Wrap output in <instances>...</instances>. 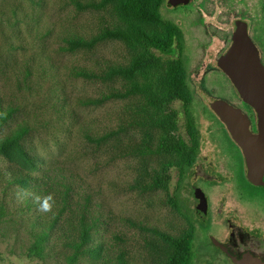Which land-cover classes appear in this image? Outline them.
Listing matches in <instances>:
<instances>
[{
	"label": "rangeland",
	"instance_id": "374dc122",
	"mask_svg": "<svg viewBox=\"0 0 264 264\" xmlns=\"http://www.w3.org/2000/svg\"><path fill=\"white\" fill-rule=\"evenodd\" d=\"M163 13L178 20L172 8ZM119 26L116 1L0 0V107L11 112L0 128V142L20 126L30 128L23 152L12 147L0 154V264H169L178 250L143 226L173 237L190 235L188 213L170 203L179 174L169 164L178 156L146 154L148 146L159 143L162 130L154 121L164 113L142 95L84 105L87 98L126 92L134 83H149L161 94L172 64L165 60L161 69L132 78L86 79L72 73L86 69L101 76L110 66L129 65L136 49L126 41L106 39L91 48L68 42ZM145 26L155 35L163 31L160 22ZM186 46L188 76L199 77L193 44ZM210 79L226 83L220 72L213 71ZM168 109L177 112V134L187 140L182 102L175 100ZM88 129L95 137L119 135L90 141L84 136ZM160 175L169 177L166 186L157 185ZM49 194L55 203L43 213L35 198ZM83 217L92 229L83 253L75 254ZM44 233L39 251L36 241ZM201 261L194 253L193 264Z\"/></svg>",
	"mask_w": 264,
	"mask_h": 264
},
{
	"label": "flooded vegetation",
	"instance_id": "af4514ba",
	"mask_svg": "<svg viewBox=\"0 0 264 264\" xmlns=\"http://www.w3.org/2000/svg\"><path fill=\"white\" fill-rule=\"evenodd\" d=\"M172 12L178 19L172 21L183 33L184 55L191 42L200 72L189 80L193 93L200 97L195 120L201 149L184 186L194 252L201 257L200 264H264V170L258 169L254 179L248 176L243 149L205 104L196 86L199 83L211 97L238 111L249 125L250 135L261 134L257 110L239 95L215 62L232 43L234 20L241 19L264 67V0H192L172 7ZM213 71L226 78L223 86L210 79ZM199 171L202 177L196 175L192 187L193 175Z\"/></svg>",
	"mask_w": 264,
	"mask_h": 264
},
{
	"label": "trees",
	"instance_id": "16d2710c",
	"mask_svg": "<svg viewBox=\"0 0 264 264\" xmlns=\"http://www.w3.org/2000/svg\"><path fill=\"white\" fill-rule=\"evenodd\" d=\"M116 1V11L123 21V26L116 28H106L98 34L85 39L83 37L71 38L68 42L71 47L91 48L99 41L106 39H117L128 42L136 49L131 63L129 65H118L108 67L100 76L97 72H89L86 69H75L73 75L86 79L101 77L109 79L111 76L136 77L137 75L149 72L154 69H161L168 60L172 64L174 72L170 78L164 80V91L159 94L149 83H134L126 92H116L104 97L87 98L84 105H98L112 98H125L130 95H142L146 98L148 104L158 111L164 113L162 117L154 121V125L162 130L159 143L155 147L148 146L146 154L168 153L178 156V160L169 166L178 168V188L176 194L170 199V203L179 211L188 213V206L185 200L187 193L184 190L186 181L191 169L196 162L197 155L200 152V129L195 120V104L193 99V90L186 68V60L183 50V33L179 26L163 13L167 7V0H108ZM80 5V4H79ZM96 6L97 4H92ZM161 23L163 31L159 35L147 31L145 24ZM179 100L182 102L186 125L188 128L187 140L177 134V112L169 111L170 104ZM11 112H4L0 107V128L10 119ZM142 124L146 122L142 120ZM27 126H20L12 135H9L0 142V154L5 155L7 150L16 147L20 152L22 149V140L29 134ZM119 132L110 131L105 135L95 137L93 131L88 129L84 136L90 141L101 142L113 136H118ZM152 145V144H151ZM154 146V145H153ZM166 170V169H165ZM169 177L160 175L157 185L166 186ZM186 209V210H185ZM87 218H82V240L76 245V252L83 253L81 248L89 241V231L92 229L86 224ZM97 228V225H95ZM143 228L161 235L169 241L177 250L170 259L169 264H193L194 256V237L192 233L183 237H173L156 227ZM47 239V233L39 236L36 241V249L43 250L44 241Z\"/></svg>",
	"mask_w": 264,
	"mask_h": 264
},
{
	"label": "water",
	"instance_id": "95a60500",
	"mask_svg": "<svg viewBox=\"0 0 264 264\" xmlns=\"http://www.w3.org/2000/svg\"><path fill=\"white\" fill-rule=\"evenodd\" d=\"M191 1L167 0L166 5L172 8ZM233 27L232 43L215 64L230 77L239 95L257 110L261 134L250 135L247 132L249 125L238 111L211 97L199 83L196 86L205 104L227 125L231 136L243 149L248 176L254 179L258 169L261 172L264 170V67L241 19L234 20ZM196 175L202 177L200 171L196 172L191 180L192 187L196 184ZM216 245L221 246V243L217 242ZM231 258L236 261L235 256Z\"/></svg>",
	"mask_w": 264,
	"mask_h": 264
},
{
	"label": "clouds",
	"instance_id": "9594fccd",
	"mask_svg": "<svg viewBox=\"0 0 264 264\" xmlns=\"http://www.w3.org/2000/svg\"><path fill=\"white\" fill-rule=\"evenodd\" d=\"M36 202L39 204V211L43 213L51 212L55 203L51 194L45 196L43 199L36 197Z\"/></svg>",
	"mask_w": 264,
	"mask_h": 264
}]
</instances>
